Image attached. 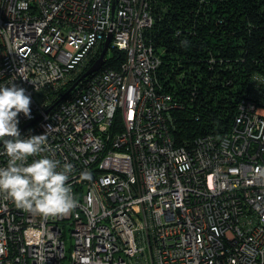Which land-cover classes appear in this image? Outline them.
<instances>
[{
    "label": "built area",
    "instance_id": "built-area-1",
    "mask_svg": "<svg viewBox=\"0 0 264 264\" xmlns=\"http://www.w3.org/2000/svg\"><path fill=\"white\" fill-rule=\"evenodd\" d=\"M151 1L0 0V82L31 98L20 133L72 165L76 202L45 218L0 196V264H264V98L242 97L224 135L175 144Z\"/></svg>",
    "mask_w": 264,
    "mask_h": 264
},
{
    "label": "trees",
    "instance_id": "trees-1",
    "mask_svg": "<svg viewBox=\"0 0 264 264\" xmlns=\"http://www.w3.org/2000/svg\"><path fill=\"white\" fill-rule=\"evenodd\" d=\"M150 8L144 40L161 58L157 91L178 106L170 111L174 143L224 135L242 97L264 98V0H152ZM123 59L111 48L104 66Z\"/></svg>",
    "mask_w": 264,
    "mask_h": 264
},
{
    "label": "clouds",
    "instance_id": "clouds-1",
    "mask_svg": "<svg viewBox=\"0 0 264 264\" xmlns=\"http://www.w3.org/2000/svg\"><path fill=\"white\" fill-rule=\"evenodd\" d=\"M13 80L0 82V156L7 158L0 166V196L45 218L68 215L76 207L67 183L73 167L42 155L45 134L21 135L18 117L31 118V98Z\"/></svg>",
    "mask_w": 264,
    "mask_h": 264
},
{
    "label": "water",
    "instance_id": "water-1",
    "mask_svg": "<svg viewBox=\"0 0 264 264\" xmlns=\"http://www.w3.org/2000/svg\"><path fill=\"white\" fill-rule=\"evenodd\" d=\"M115 6H116V3H115V0H114V4H113V14L115 13ZM109 42H110V35H108L104 41V44H103V48H102V51L100 52V55L98 57V59L88 68V70L83 74L84 75H87V74H90L92 72H95L97 71L103 64L104 60V55L109 47Z\"/></svg>",
    "mask_w": 264,
    "mask_h": 264
},
{
    "label": "rangeland",
    "instance_id": "rangeland-1",
    "mask_svg": "<svg viewBox=\"0 0 264 264\" xmlns=\"http://www.w3.org/2000/svg\"><path fill=\"white\" fill-rule=\"evenodd\" d=\"M70 241V240H69ZM69 244H68V242H67V245H66V251H67V253H68V251H69V246H68Z\"/></svg>",
    "mask_w": 264,
    "mask_h": 264
}]
</instances>
